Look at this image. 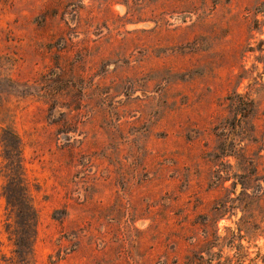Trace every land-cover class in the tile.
<instances>
[{
    "label": "rangeland",
    "instance_id": "rangeland-1",
    "mask_svg": "<svg viewBox=\"0 0 264 264\" xmlns=\"http://www.w3.org/2000/svg\"><path fill=\"white\" fill-rule=\"evenodd\" d=\"M0 264H264V0H0Z\"/></svg>",
    "mask_w": 264,
    "mask_h": 264
},
{
    "label": "trees",
    "instance_id": "trees-1",
    "mask_svg": "<svg viewBox=\"0 0 264 264\" xmlns=\"http://www.w3.org/2000/svg\"><path fill=\"white\" fill-rule=\"evenodd\" d=\"M14 138V137H13ZM14 140H16V139H14Z\"/></svg>",
    "mask_w": 264,
    "mask_h": 264
}]
</instances>
